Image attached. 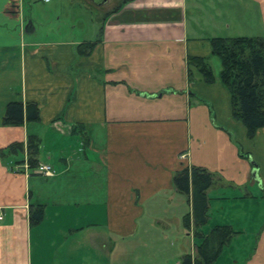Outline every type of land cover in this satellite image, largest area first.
<instances>
[{
  "label": "crops",
  "instance_id": "0c3cea01",
  "mask_svg": "<svg viewBox=\"0 0 264 264\" xmlns=\"http://www.w3.org/2000/svg\"><path fill=\"white\" fill-rule=\"evenodd\" d=\"M92 1L0 0V264H114L130 249L180 264L215 227L233 234L213 264H264V127L248 138L233 117L209 43L264 38V0ZM10 102L38 120L3 125ZM29 138L53 176L18 168ZM192 168L213 178L200 228L174 184Z\"/></svg>",
  "mask_w": 264,
  "mask_h": 264
},
{
  "label": "trees",
  "instance_id": "16d2710c",
  "mask_svg": "<svg viewBox=\"0 0 264 264\" xmlns=\"http://www.w3.org/2000/svg\"><path fill=\"white\" fill-rule=\"evenodd\" d=\"M129 1L131 0H123V3ZM209 43L212 53L221 61L220 79L230 93L232 115L242 122L248 138H252L257 130L264 127V38L218 37L212 38ZM91 47L90 44L81 46L79 52L85 53ZM187 63L189 68H194L206 83H213L212 72L202 58L189 57ZM188 75L190 78V70ZM24 114L28 121L38 120L35 105L28 104L24 107L20 102H10L5 110L3 125H21ZM25 149L27 163L30 170H33L38 162V140L29 138ZM8 151L23 152L24 146L21 143H15L9 146ZM212 181V175L199 168L184 169L174 177V184L179 193L189 194L191 190L193 221L196 228L206 223V190L211 186ZM42 218L41 206L29 208L31 227L38 225ZM184 223L188 225V217L184 218ZM232 234L228 227H215L207 236L197 234L196 238L200 240V243L196 247L195 259L187 255L183 257L180 264H213Z\"/></svg>",
  "mask_w": 264,
  "mask_h": 264
},
{
  "label": "rangeland",
  "instance_id": "374dc122",
  "mask_svg": "<svg viewBox=\"0 0 264 264\" xmlns=\"http://www.w3.org/2000/svg\"><path fill=\"white\" fill-rule=\"evenodd\" d=\"M52 2L54 0H51ZM64 1H69L72 2L74 0H64ZM93 5H98L99 6V0H93L92 1ZM172 249V248H171ZM156 253L154 252L153 255H155ZM150 256H152V252H145V251H132L130 250H126V251H122L120 253H117V258L118 260L116 261V263L114 264H128L127 261H130V264H150L151 261H155V260H149L146 258H150ZM159 256L160 253H158V258L155 262H158V264H170L171 260L174 259L175 257H177V252L174 251V249L172 250H166L164 252H162V255L160 257L159 260ZM155 262L151 263L154 264Z\"/></svg>",
  "mask_w": 264,
  "mask_h": 264
},
{
  "label": "built area",
  "instance_id": "2783aa9c",
  "mask_svg": "<svg viewBox=\"0 0 264 264\" xmlns=\"http://www.w3.org/2000/svg\"><path fill=\"white\" fill-rule=\"evenodd\" d=\"M45 3H47L49 0H41ZM19 169H21L24 173L33 171L36 174L42 175L44 177H51L54 175V170L47 165H37L36 168H34L33 170H30L29 165L27 163V158H25V160L18 166ZM2 218L0 217V220Z\"/></svg>",
  "mask_w": 264,
  "mask_h": 264
},
{
  "label": "water",
  "instance_id": "95a60500",
  "mask_svg": "<svg viewBox=\"0 0 264 264\" xmlns=\"http://www.w3.org/2000/svg\"><path fill=\"white\" fill-rule=\"evenodd\" d=\"M106 2V0H99V3L100 4H103V3H105Z\"/></svg>",
  "mask_w": 264,
  "mask_h": 264
}]
</instances>
